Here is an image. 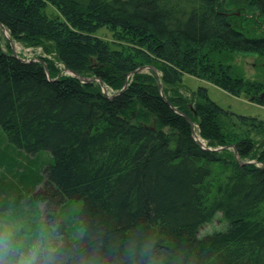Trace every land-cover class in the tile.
Wrapping results in <instances>:
<instances>
[{"label":"trees","instance_id":"1","mask_svg":"<svg viewBox=\"0 0 264 264\" xmlns=\"http://www.w3.org/2000/svg\"><path fill=\"white\" fill-rule=\"evenodd\" d=\"M9 2L0 0V22L12 37L55 59L41 57L49 76L0 38V135L17 168L29 171L0 181V214L29 195L52 222L79 209L58 227L65 249L97 252L108 264L133 256L147 264L153 254L152 264H264V167L246 161L264 163V143L256 146L264 118L221 106L205 86L190 97L177 88L189 73L264 105L263 81L214 60L225 51L264 54V0ZM103 28L131 47H115L96 33ZM59 63L101 78L113 96L97 80L59 76ZM142 65L160 72L161 88ZM185 115L223 148H203ZM8 157L0 149L2 162ZM218 212L226 228L200 236Z\"/></svg>","mask_w":264,"mask_h":264},{"label":"rangeland","instance_id":"2","mask_svg":"<svg viewBox=\"0 0 264 264\" xmlns=\"http://www.w3.org/2000/svg\"><path fill=\"white\" fill-rule=\"evenodd\" d=\"M2 1L5 4L10 3L9 0H2ZM49 7H51V6H49ZM238 13H240V12H238ZM7 32H8V34H7ZM96 33L103 36L104 38H107L110 41H112V43H114L115 47H121V48L125 47L127 49H129L131 47V44L126 42V41L120 42V41L115 40V38L112 37L111 32H109L106 28H103V29L97 31ZM0 38L2 39L3 46L6 50H8V48H11L14 53H16L17 55H19L21 57H24V58L38 57V58H41L42 56H48L50 58L55 59V54L53 53V51L48 52L47 50L44 49L43 45H28V44H24L18 40H15L12 37L10 31L4 25L3 26L0 25ZM46 49H48V48H46ZM214 60L217 61L218 63H222V64L228 63L230 65L231 71L234 75H243L246 78L258 79V80L264 82V54L261 51H240V50H235L232 52L225 51V52L216 53V55H214ZM58 65L60 67V73L61 74H71L70 71H67L64 69L66 67L63 66L62 63H59ZM142 66H144L145 68L140 69V67H142ZM142 66L139 67V69L141 71L153 70V69L149 68L148 65H142ZM155 73L159 78L158 81L161 82L160 72L156 69ZM99 84H100L102 89H104V90H106V92H108V94L113 93L114 90L112 88H110L109 86H107L105 84V82H104L105 87H103L101 85V83H99ZM161 84H162V82H161ZM199 86L207 87L209 96L212 100L216 101L221 106L232 110L235 113L243 114V115H253V116L257 115L261 118H264V105L256 103V102L252 101L251 99H247V98L242 97V96L234 95V94L226 91L225 89H223L222 87L218 86L216 83H214L210 80L199 78V77L194 76V75L189 74V73H184L182 83H180L177 86V88L185 96L190 97L192 91L196 90ZM194 128H195V132H196L197 131V124L195 122H194ZM201 139H202V140H200L201 144L203 146H205V144L207 142L203 138H201ZM263 143H264V137L259 143L256 144L257 148L260 149V147ZM4 144H6V143L3 142L2 136L0 135V149H2L4 152L9 153V157H8L9 159H7L6 162H11V163H6L5 161L2 162V160L0 159V181H8V179L12 180L14 176L20 177V175H21V177H22L23 172L27 173L29 171H27V170L25 171L24 168L23 169L17 168L16 162H14V161H12V159H10L13 157L12 155H14V153H12L11 151H7L6 148H4L5 147ZM233 146L234 145L229 146V147H233ZM216 148H218V150H221L223 147L218 146ZM233 148H235V147H233ZM234 150H235L236 157H239V153L236 150V148ZM4 158H5V155H4ZM255 160L256 159H249V158L246 159V161H248V162L249 161H255ZM45 163L46 162L44 160L40 161L41 166L44 165ZM31 174H30L29 181L32 184ZM41 186L42 185H39L37 188H39ZM36 201L32 195H29L22 202L21 205L18 204V206H16V207H18V209L14 208V209H10V210L12 212H16V213L23 215V216H26L28 218H37V217H40L41 215L44 217L47 213V212H45V206L46 205L44 203H42L41 206H39L42 208L40 211L39 209L36 208V205H37ZM79 202L82 205V201H79ZM10 204H9V207H10ZM7 210H9V209H7ZM79 212H80L79 209H74V210L67 209L64 213H60V215H59L60 217H57V218L55 217L54 222L56 223V225L58 227L62 226L63 221L65 223L66 222L72 223V220L74 219V221H75L76 217L79 215ZM227 224H228V221L224 218L223 213L218 212L211 219V221H209V222H207L201 226V228L199 229V235L201 236V235H204L206 233H210V232L215 231V230L224 229V228H226ZM76 226H79V225L77 224ZM76 226L73 225V230H75ZM67 230H68L67 232H68V234H70L72 240L78 238L77 236H76V238H75V236H72L73 230H70L68 228H67ZM79 231L81 233V228ZM82 234H83V231L78 236L80 237Z\"/></svg>","mask_w":264,"mask_h":264},{"label":"clouds","instance_id":"3","mask_svg":"<svg viewBox=\"0 0 264 264\" xmlns=\"http://www.w3.org/2000/svg\"><path fill=\"white\" fill-rule=\"evenodd\" d=\"M147 250H142L141 255ZM156 259L153 254L147 264ZM0 264H108L97 252L70 255L58 226L43 216L0 214ZM132 264L136 259L132 257Z\"/></svg>","mask_w":264,"mask_h":264},{"label":"water","instance_id":"4","mask_svg":"<svg viewBox=\"0 0 264 264\" xmlns=\"http://www.w3.org/2000/svg\"><path fill=\"white\" fill-rule=\"evenodd\" d=\"M0 25H3L1 22H0ZM15 56H17L16 54H14ZM22 60H24V61H29V60H31V59H23V58H21ZM41 61L44 63V66H45V69H46V72H47V74L50 76V72H49V67H48V65H47V63L43 60V59H41ZM148 67L149 68H151V69H153L155 72H156V69L153 67V66H151V65H148ZM143 68H145L144 66H142V67H140V69H143ZM65 70H67V71H70V73H72L73 75H75V76H77V77H79V78H81L83 81H86V82H90V81H93V80H99L100 81V83H101V85L103 86V87H105V84H104V82L99 78V77H85V76H82V75H80L79 73H78V71H76V70H72V69H69V68H64ZM58 78V77H57ZM159 86H160V88L162 87V84H161V82L159 81ZM113 96V95H112ZM261 97H264V91L261 93ZM166 99V98H165ZM167 100V99H166ZM173 108H176V107H173ZM177 109V108H176ZM186 116V118L189 120V122L191 123V125H192V129H193V133H195V128H194V121L191 119V117H189L188 115H185ZM154 127V129L156 128L155 126H153ZM235 147V146H234ZM204 148H207V149H213V148H211V147H208L207 145H205V147ZM239 158V157H238Z\"/></svg>","mask_w":264,"mask_h":264},{"label":"bare ground","instance_id":"5","mask_svg":"<svg viewBox=\"0 0 264 264\" xmlns=\"http://www.w3.org/2000/svg\"><path fill=\"white\" fill-rule=\"evenodd\" d=\"M7 34H8V32H7ZM205 145H207L208 147H211L208 143H206ZM211 148H213V149H215V150H218V148H214V147H211ZM249 162H250V163L255 162V163H257L258 165H261V166L264 167V163H263V162H260V161H257V160H255V161H249Z\"/></svg>","mask_w":264,"mask_h":264}]
</instances>
